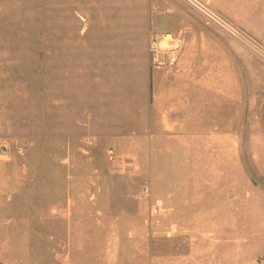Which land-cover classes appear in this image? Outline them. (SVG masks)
Returning <instances> with one entry per match:
<instances>
[{"label": "crops", "instance_id": "1", "mask_svg": "<svg viewBox=\"0 0 264 264\" xmlns=\"http://www.w3.org/2000/svg\"><path fill=\"white\" fill-rule=\"evenodd\" d=\"M153 24L179 33L174 68L152 64ZM44 27L43 109L51 148L60 146L63 152L87 136L92 143H107L112 159L134 165L133 160L156 159V168H128L126 172L144 177L131 190H143L150 174L164 176L157 185L168 197L160 202L173 203L175 222L225 221L224 213L212 218L214 208L230 207L238 208L235 220L248 216L263 222L264 188L254 185L252 163L246 161L257 164L258 153L246 150L243 89L239 108V91L230 95L228 79L229 64L244 56L246 48L252 50V38L264 39V0H45ZM10 78L4 76L3 83ZM15 91V86L2 87L6 94ZM2 105L0 111L8 109ZM0 147L8 149L9 157L0 158L5 162L26 152L23 147L14 151L6 140ZM61 152L47 155L71 156ZM5 162L0 163L4 180L15 170ZM230 174L238 175L234 194V186L223 185ZM52 186L0 182V224H12V246L0 242V254L12 258L0 264H149L150 234L123 225L139 219L145 223L148 216L125 220L72 213L69 187L79 184L60 183L59 200L46 193L38 200L37 189ZM108 219L118 223L116 230L104 226ZM156 238H165L164 231Z\"/></svg>", "mask_w": 264, "mask_h": 264}, {"label": "rangeland", "instance_id": "2", "mask_svg": "<svg viewBox=\"0 0 264 264\" xmlns=\"http://www.w3.org/2000/svg\"><path fill=\"white\" fill-rule=\"evenodd\" d=\"M44 2L45 0H0V59H17L16 62H0V105L3 101L8 107L5 111H0V143L1 140H6L14 151L20 147L26 150L20 152L21 156L16 157L17 159L0 161L15 169L11 177L7 176L5 180L0 178L1 184L8 181H11L12 186L26 182L52 183L50 190L38 188L36 194L38 200L46 193L45 195H49L54 201L60 199V183L79 184V187H69L72 213L76 211L79 214L106 217L121 215L125 220L134 215L148 216L145 223L139 222V219L135 223L123 225H134L137 230L142 229L150 234L149 264H159L162 261L164 264H264V220L261 222L263 218L245 216L241 217V220H235L238 208L230 207L223 210L214 208L212 218L220 219L221 217L215 214L224 213L225 221L175 222L174 219L178 217H175L173 203L167 199L164 203L160 202L163 195L168 197L167 192L161 191L157 185L164 176L150 174L147 181H143L146 183L143 190L132 191V186L144 177L126 172L128 168L137 165L156 168V159L133 160L137 161L135 165L131 160L112 159L111 154V157L108 155L107 143H92L87 136L82 143L65 146L63 152L60 146L50 147L45 137L43 109ZM251 41L264 52V39L252 38ZM27 50L36 51L37 56L27 53ZM11 51L23 53L20 56L19 53L17 56L12 53V56ZM244 54L238 57L237 62L229 64V70L235 76L232 78L229 71V92L234 95L238 89V107L241 108L243 89L246 150L251 149L258 153L257 164L251 160L246 161L252 163V182L255 186L264 188V169L258 166L264 160L260 156V152H264V54L254 47L252 50L246 48ZM12 70L18 75L14 77ZM4 76L11 78L5 79L3 83ZM13 86L16 87L14 94L2 92V87L12 90ZM12 148L10 149L13 156ZM51 150L67 154L71 152V156L67 159L50 158L47 153ZM255 168L260 174L255 172ZM237 177V174H230L227 176L230 181L223 183L230 188L234 186L235 189L230 190L233 194L238 190ZM0 193L1 197L4 192L1 190ZM140 200H143V203ZM199 211L198 209L197 212ZM261 212V215H264V210ZM104 226L116 230L115 227L119 225L114 219H108ZM11 230L12 224H0V242L9 247L12 246ZM4 231H7V234ZM158 231H164L165 238L157 239ZM11 258V255L0 254V260Z\"/></svg>", "mask_w": 264, "mask_h": 264}, {"label": "built area", "instance_id": "3", "mask_svg": "<svg viewBox=\"0 0 264 264\" xmlns=\"http://www.w3.org/2000/svg\"><path fill=\"white\" fill-rule=\"evenodd\" d=\"M210 17L221 24H226V21L219 16L210 15ZM233 32L239 33L236 30H233ZM178 36L179 33L169 30L166 26L160 24L152 25L150 53L153 66L159 68H174L177 65L180 53V46L176 42ZM252 47L264 54L258 45L252 43ZM8 157V149L6 147H0V158L5 159Z\"/></svg>", "mask_w": 264, "mask_h": 264}]
</instances>
